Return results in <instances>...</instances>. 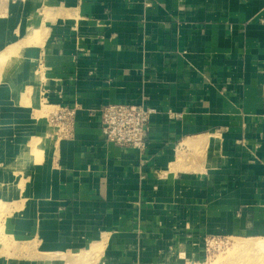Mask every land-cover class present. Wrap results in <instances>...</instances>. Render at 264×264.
Masks as SVG:
<instances>
[{"label":"crops","instance_id":"0c3cea01","mask_svg":"<svg viewBox=\"0 0 264 264\" xmlns=\"http://www.w3.org/2000/svg\"><path fill=\"white\" fill-rule=\"evenodd\" d=\"M33 3L38 35L23 17L0 52L21 45L23 70L39 62L49 101L75 115L71 137L20 135L44 142L17 238L67 255L103 241L101 264H179L206 237L264 236V0ZM117 102L156 109L142 153L105 141L97 111Z\"/></svg>","mask_w":264,"mask_h":264},{"label":"rangeland","instance_id":"374dc122","mask_svg":"<svg viewBox=\"0 0 264 264\" xmlns=\"http://www.w3.org/2000/svg\"><path fill=\"white\" fill-rule=\"evenodd\" d=\"M21 2L32 6L28 16L17 11ZM33 2L34 0H0V31L14 27V39L22 40L20 27L23 17H28L33 23L41 21L39 5L35 7ZM37 22L28 29L29 33L33 31L38 35L39 30H35L33 26ZM27 41L28 38L25 42ZM20 49L21 45L13 44L0 52V264H101L102 256L99 251L103 248V241L93 243L90 249H82L80 253L67 255L63 252L39 251L41 249H37L35 239L17 238L19 231H16L15 217H19L17 215L22 212V201L17 196L30 183L33 167L41 159L44 142V135L40 132L29 136L20 135L34 130H44L45 136L51 133L53 128L50 125V115L57 109L48 99L47 88L42 85L43 81L46 83V79L39 62L35 65L33 75L26 68L24 70L28 73L24 74L30 76L23 77ZM8 138L14 139L7 140ZM8 141L11 142L7 143ZM18 152H22V155ZM10 179L14 180L9 183ZM22 193L23 190L20 196ZM220 238L218 245H212L208 249L204 245L202 252L185 254L186 260L179 264H230L244 255L250 260L244 261L245 263L241 261V264L264 263V252L241 251L242 255L239 254V257L240 251L235 249L238 243L264 240V236L235 233Z\"/></svg>","mask_w":264,"mask_h":264},{"label":"built area","instance_id":"2783aa9c","mask_svg":"<svg viewBox=\"0 0 264 264\" xmlns=\"http://www.w3.org/2000/svg\"><path fill=\"white\" fill-rule=\"evenodd\" d=\"M100 128L105 141L113 145L129 147L140 153L145 150L150 117L156 109L145 103H109L98 109ZM171 114V111H168ZM75 109L58 106L50 115L51 132L57 138L71 137L73 134ZM221 238L206 237V249L218 245Z\"/></svg>","mask_w":264,"mask_h":264},{"label":"bare ground","instance_id":"6f19581e","mask_svg":"<svg viewBox=\"0 0 264 264\" xmlns=\"http://www.w3.org/2000/svg\"><path fill=\"white\" fill-rule=\"evenodd\" d=\"M236 244V243H235ZM234 244V246H235ZM237 250H239L240 252L238 253V256L239 254H241V251H244V253H247V251L251 252V250H256L254 252H264V240L263 239H257V240H251V241H244V242H241V243H238L236 246H235ZM237 252V251H236ZM243 253V252H242ZM253 253V252H252ZM236 254V253H235ZM245 256V255H244ZM242 256V257H244ZM235 257V256H234ZM240 257V256H239ZM242 257L241 258H238V259H235V262H230V264H241V261H243L242 263H245L244 261L246 260H250L248 257H244L245 259L242 260ZM250 257V256H249ZM256 257V256H255ZM263 259V258H262ZM216 259H214L213 261H215ZM252 260V259H251ZM256 260V259H255ZM232 261V260H231ZM262 261V260H261ZM216 262V261H215ZM255 262V261H254ZM251 263V262H250ZM249 263V264H250ZM247 264V263H246ZM253 264V263H252ZM256 264H259V263H256ZM261 264V263H260ZM264 264V263H263Z\"/></svg>","mask_w":264,"mask_h":264}]
</instances>
